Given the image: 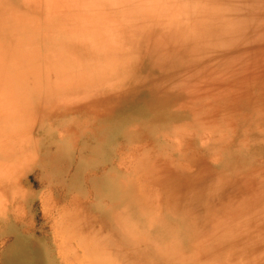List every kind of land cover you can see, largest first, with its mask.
<instances>
[{"label": "rangeland", "instance_id": "obj_1", "mask_svg": "<svg viewBox=\"0 0 264 264\" xmlns=\"http://www.w3.org/2000/svg\"><path fill=\"white\" fill-rule=\"evenodd\" d=\"M0 264H264V0H0Z\"/></svg>", "mask_w": 264, "mask_h": 264}]
</instances>
